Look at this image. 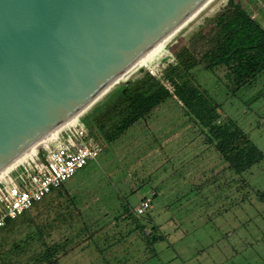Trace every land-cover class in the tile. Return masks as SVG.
<instances>
[{
    "label": "rangeland",
    "instance_id": "1",
    "mask_svg": "<svg viewBox=\"0 0 264 264\" xmlns=\"http://www.w3.org/2000/svg\"><path fill=\"white\" fill-rule=\"evenodd\" d=\"M235 1L264 28V0ZM226 2L214 0L127 81L151 75L148 69L156 72L163 58L176 60L212 30L209 23ZM192 74L264 155V77L232 98L223 68L211 73L198 66ZM96 113L85 114L84 121L95 127ZM192 124L181 104L170 99L115 141H103L98 158L28 212L32 220L21 216L0 229V258L34 232L35 224L49 223L68 207L64 221H50L42 238L35 236L20 255H9L11 264H264V158L236 175ZM150 195L151 209L136 215L134 208ZM65 237L71 244L64 252L33 263L44 244Z\"/></svg>",
    "mask_w": 264,
    "mask_h": 264
},
{
    "label": "water",
    "instance_id": "2",
    "mask_svg": "<svg viewBox=\"0 0 264 264\" xmlns=\"http://www.w3.org/2000/svg\"><path fill=\"white\" fill-rule=\"evenodd\" d=\"M214 0H0V179Z\"/></svg>",
    "mask_w": 264,
    "mask_h": 264
},
{
    "label": "trees",
    "instance_id": "3",
    "mask_svg": "<svg viewBox=\"0 0 264 264\" xmlns=\"http://www.w3.org/2000/svg\"><path fill=\"white\" fill-rule=\"evenodd\" d=\"M209 24L212 30L198 36L194 45L175 56L176 60L163 58L155 70L156 75L145 73L138 80L120 84L86 114L97 112L96 126H90L102 142L115 141L135 123L152 115L156 107L175 99L193 122L196 132L202 135L203 143L217 152L233 173L241 175L263 160L262 151L233 119L226 116L222 105L196 82L192 70L202 66L214 73L223 68L224 87L229 96L235 98L242 89L250 87L264 75V28L235 0H227L225 8ZM68 204L71 207L72 202ZM30 210L21 216L27 217ZM65 210H69L68 207ZM65 210H57L50 221H64ZM25 219L32 220L29 216ZM14 221L8 220L3 229ZM50 221L41 226L35 224L36 230L21 243H13L11 249L3 254L5 258H0V264H11L7 258L9 255H20L22 248L29 246L35 236L42 238L51 226ZM155 229H151V235ZM70 244V237H65L62 242L44 244L43 251L31 259L33 263L52 260Z\"/></svg>",
    "mask_w": 264,
    "mask_h": 264
},
{
    "label": "built area",
    "instance_id": "4",
    "mask_svg": "<svg viewBox=\"0 0 264 264\" xmlns=\"http://www.w3.org/2000/svg\"><path fill=\"white\" fill-rule=\"evenodd\" d=\"M86 113L0 179V229L44 200L104 151L102 141L84 121ZM151 196L154 195L145 197L134 208L136 215L143 216L151 209Z\"/></svg>",
    "mask_w": 264,
    "mask_h": 264
},
{
    "label": "bare ground",
    "instance_id": "5",
    "mask_svg": "<svg viewBox=\"0 0 264 264\" xmlns=\"http://www.w3.org/2000/svg\"><path fill=\"white\" fill-rule=\"evenodd\" d=\"M167 44H168V43H167ZM167 44H166V45H167ZM166 45H165V46H166ZM165 46H164V47H165ZM164 47H162L160 50H162ZM160 50H159V51H160ZM159 51H157L156 53H158ZM156 53H155V54H156ZM155 54H154V55H155ZM154 55H152L148 60H146L143 64H141V65H140L137 69H135L134 71H137L139 68L143 67L147 62H149V61L152 59V57H154ZM134 71H133L132 73H135ZM132 73H130V74H129L127 77H125L123 80H127V79L131 76ZM123 80H122V81H123ZM117 87H118V86H117ZM111 90H112V89H111ZM87 111H88V110H87Z\"/></svg>",
    "mask_w": 264,
    "mask_h": 264
},
{
    "label": "crops",
    "instance_id": "6",
    "mask_svg": "<svg viewBox=\"0 0 264 264\" xmlns=\"http://www.w3.org/2000/svg\"><path fill=\"white\" fill-rule=\"evenodd\" d=\"M262 77H264L263 75H262ZM262 77H260L259 79H261ZM160 106V105H159ZM158 106V107H159ZM157 108V107H156ZM155 108V109H156ZM189 119V118H188ZM190 120V119H189ZM141 121V120H140ZM191 121V120H190ZM139 122V121H138ZM192 122V121H191ZM193 123V122H192ZM192 125H194V124H192ZM205 149V148H204ZM205 152H208L209 153V150L206 148L205 150H203V153H205ZM192 161H189V163H191Z\"/></svg>",
    "mask_w": 264,
    "mask_h": 264
}]
</instances>
